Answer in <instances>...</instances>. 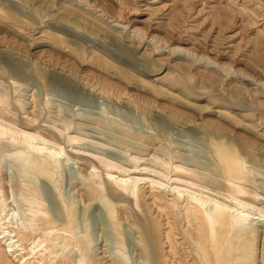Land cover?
Wrapping results in <instances>:
<instances>
[{"label":"rangeland","instance_id":"obj_1","mask_svg":"<svg viewBox=\"0 0 264 264\" xmlns=\"http://www.w3.org/2000/svg\"><path fill=\"white\" fill-rule=\"evenodd\" d=\"M21 131L61 147L59 161ZM215 154L226 161L218 169ZM107 171L146 178L138 198ZM209 181L229 187L250 216L264 212V0H0L6 230L27 232L32 211L64 214L71 234L84 236L69 246L73 264L88 255L96 264H264V221H247V246L228 248L227 239L201 253L185 190ZM31 246L18 257L53 260Z\"/></svg>","mask_w":264,"mask_h":264},{"label":"bare ground","instance_id":"obj_2","mask_svg":"<svg viewBox=\"0 0 264 264\" xmlns=\"http://www.w3.org/2000/svg\"><path fill=\"white\" fill-rule=\"evenodd\" d=\"M119 130H120L119 131L120 134L127 135L124 131H121V129H119ZM21 134H22L24 140L27 141L29 143V145H31V148L33 150H35L37 152H42L44 150L47 157L53 163H57L59 161L61 155L63 154L61 147L55 146L54 144L50 143L48 140L40 137V135L31 133V132L21 131ZM116 134H118V133H116ZM47 145L52 146V147L54 146L56 148L52 149L50 147L51 149H49L48 147L47 148L45 147ZM219 150L222 151V153H224L226 156H228V157L230 156V152L229 151L227 152V150L224 147H220ZM230 157L227 158V160H226L227 163H229V160H231ZM213 161H214L213 166L216 167L217 169H218V166L220 164L221 165L226 164L225 163L226 161H224V158L222 156L220 157L217 154L214 155ZM103 162H104V160H103ZM41 164L42 163H40V165ZM226 166L228 168V171H230L229 164ZM92 167L95 168L94 166H92ZM38 170L40 172H45V169L43 167L39 168ZM174 171L182 173L183 175L192 174V172H194V171L190 172L189 170L184 169L181 166L180 167L175 166ZM117 173H118V175L116 174V176H114L115 173H113L111 171H107L106 175H108V178L115 181L123 190H126V191L130 190L131 194L134 195L135 198H138V196L140 195V191H139V188L137 186L138 185L137 182H138V180H143V179L146 180V178L134 179V180L130 181L129 180L130 177H126V175L120 174V173H122L121 171L117 172ZM96 175L100 176L99 172H97ZM202 178L205 179L206 177L203 176ZM239 180L241 181V182H239V184L246 185V186H248V183L250 182L249 179L245 178V176H243V179L239 178ZM86 181H87V179H83L82 184H86L85 183ZM178 181H179V179H178ZM147 182H150V184L158 183L157 181H154L152 179L151 180L147 179ZM209 183H210L209 187L208 186L202 187V186H199L195 183H190L189 186L194 187L193 189H195L196 191L194 190V191L188 192L187 190H185L186 191V196H185L186 200L189 199L192 201V202L188 201V205L185 206L186 207L185 209H186V212L188 214L195 217L194 220H195V222H197L196 223L197 241L200 244L201 253L204 254L203 255L204 257L207 256L206 251H208L210 253L213 251L214 252L220 251L221 248L224 246L225 242L227 241V239L229 240V246H227L228 248H234L236 246H243V247L247 246L249 244V241L252 240L254 237L253 236L254 230L251 228L248 231H245V229H248L245 226H247V224L249 222L254 221V220L264 221L261 219L262 217L264 218V212L263 211L260 212L259 217L250 216V213L252 212L253 209L251 211L245 210V207L248 206L247 203L245 201L231 195L230 191L228 190V189H230L229 187H227V190H225L223 192H218L219 190L216 191L217 189L215 190L212 185L219 184V183H217L215 181H209ZM173 189L177 190V188H175V187ZM203 193H207V194L203 195ZM240 193H244L246 195L251 194V192H248L244 188L240 189ZM208 194H210L212 196H217L218 198H220V200L213 198L212 196H210ZM178 195L181 196V193L180 194L178 193ZM185 197H184V199H185ZM3 202L4 201L2 200L1 203H3ZM196 207H198V209ZM157 210H159V209H157ZM1 212H2V210H0V264H29V261L28 262L25 261L26 259L23 260L22 256H21V258L18 257L19 256L18 252H21V250L24 248L23 246L26 242L31 243L32 246L30 249L32 251L35 249V247H39V246H42L44 244L42 246L43 253L46 252L48 254V256L53 259L49 264H73L72 261L70 259H68V255L70 254L69 246L73 242V240H76L75 245L81 246L80 238H84V236H82V235L77 236L76 235L77 236L76 237L75 234H73V235L71 234V231H70L69 226H68V223L70 222V220L68 218H66L64 214L60 213L61 215L55 216L52 213H48L45 211L44 212H41L40 210L32 211L31 212L32 216L30 215L31 217H29V219L27 221V226H25L28 229L27 232H23V231L19 230L16 233H13L14 231L6 230L5 227L3 226L5 223L2 222L3 217H1V215H2ZM75 213H76V210L73 211L72 215L74 216ZM112 214H113V212H112ZM253 214H257V213H253ZM67 217H68V215H67ZM247 221H249V222H247ZM147 222H149V221H147ZM152 223H153V221H152ZM155 226L156 225H154L153 227L155 228ZM146 228H148V227L146 226ZM155 229L157 230V228H155ZM234 229H238V230L241 229L244 231L243 232H237V230H235L236 232L232 235L230 232H234V231H231ZM155 231L153 230V232H152V238H153L152 244H154L153 246H155V248H157V247H160L162 244L160 243L161 244L160 245L159 241L157 240V236L159 234V231H158L157 235H156ZM229 233L231 234L230 238H228ZM69 237H72L73 239L72 238L70 239ZM87 243H90V242H87ZM87 245L88 246L86 248L90 247L89 244H87ZM39 248H41V247H39ZM168 248L170 250L172 248V246L168 245ZM168 248H167V250H168ZM154 250L155 249L153 248V251ZM159 254H161V253H159ZM159 254L157 252V255H159ZM229 257H231V256L229 255ZM245 259H248V258L243 257V258H240L239 260L236 259L235 264H244ZM87 260H88L89 264H96L95 258L92 255H88ZM87 260L85 258V260H82V263L88 264ZM45 263L46 262H44L43 264H45ZM206 264H208V263H206Z\"/></svg>","mask_w":264,"mask_h":264}]
</instances>
